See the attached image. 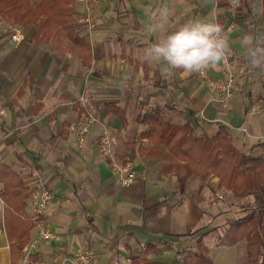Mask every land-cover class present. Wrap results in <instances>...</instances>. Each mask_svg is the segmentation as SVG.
<instances>
[{
  "label": "crops",
  "instance_id": "1",
  "mask_svg": "<svg viewBox=\"0 0 264 264\" xmlns=\"http://www.w3.org/2000/svg\"><path fill=\"white\" fill-rule=\"evenodd\" d=\"M72 6L74 13L84 10ZM212 8L211 0H101L94 28L77 27L88 46L82 56L70 42L44 41L41 33L34 39L32 26L21 27L24 40L16 42L14 27L0 18V264H21L16 259L23 251L12 254L11 246L26 223L32 225L35 176L52 195V239L38 250L46 264H71L68 259L86 250L104 264H132L146 247L154 248L147 258L160 264H183V257L204 254L203 248L212 264H247L245 242L225 240L243 216L232 217L216 202L215 195L230 193L219 187L220 179L186 172L181 189L175 173L160 174L165 147L156 160L140 155L149 143L136 118L145 112L159 111L173 124L189 122L198 137L211 138L224 126L243 152L264 132L247 115L245 93L225 106L197 73L174 69L165 75L166 65L141 59L177 26L194 19L212 23ZM232 22L222 17L219 24L229 33ZM157 25L162 30L154 31ZM229 37L234 71L233 57H244V51ZM206 70L211 79L225 78L223 60ZM87 108L97 122L80 146L68 127ZM104 128L118 140L116 156L134 164L137 180L129 188L119 187L109 160L99 154ZM249 199L238 200L245 205ZM34 235L32 226L28 243Z\"/></svg>",
  "mask_w": 264,
  "mask_h": 264
},
{
  "label": "trees",
  "instance_id": "2",
  "mask_svg": "<svg viewBox=\"0 0 264 264\" xmlns=\"http://www.w3.org/2000/svg\"><path fill=\"white\" fill-rule=\"evenodd\" d=\"M259 1L264 4V0ZM73 2L41 0L35 4L32 0H0V18L14 28L34 27V39L41 33L44 41L70 42L78 47L82 56L88 52V46L77 29L82 25L75 24ZM261 48L264 52V25ZM136 122L145 127L141 138L149 143L146 148H140V155L156 160L161 157V148L165 147L168 153L163 157L160 174L175 173L181 189L189 175L186 172H189L204 181L210 176L219 178V187L237 198L261 193L264 156H253L238 149L226 127L220 126L211 138L198 137L189 122L173 124L159 111L140 113ZM29 224L26 223L24 234L12 244V254L13 250L22 253L28 243L27 235L33 226ZM227 236L233 244L245 242L247 264H264V201L237 219L229 227ZM153 251V247H146L133 258L132 264H160L147 258ZM16 260H21V257ZM183 264H212V260L205 253L183 257Z\"/></svg>",
  "mask_w": 264,
  "mask_h": 264
},
{
  "label": "built area",
  "instance_id": "3",
  "mask_svg": "<svg viewBox=\"0 0 264 264\" xmlns=\"http://www.w3.org/2000/svg\"><path fill=\"white\" fill-rule=\"evenodd\" d=\"M74 2L84 8L82 12L74 13L75 24L85 26L89 30H92L95 26L94 12L101 0H74ZM221 29L225 36L228 30ZM12 40L16 42L24 40L20 28H14ZM223 61L225 66L224 79H211L207 70H204L202 73H197V75L207 86L216 90L220 94V102L223 105L229 106L236 94L242 91L244 84L232 70L228 55ZM78 102L85 105V96H81ZM258 107V105L252 106L251 111H256ZM96 122V116L87 108L81 118L69 125V133L75 136L80 146H83L87 140L88 134L91 132ZM242 131L246 132L247 130L243 128ZM118 145L117 138L110 130L104 128L99 140V154L103 159L109 160L117 184L120 188L125 189L131 187L136 182L137 175L134 164L130 159L123 161L116 156ZM51 197V192L43 182L42 178L40 176H35L32 180V194L30 201L32 209L31 222L33 229L35 230V235L30 239L29 243L23 250L21 264H46L45 260L38 255V250L42 243L52 239V232L49 225ZM219 198L222 197L219 196ZM34 257L35 259H33ZM68 262L71 264H104L97 259L94 252L91 250L79 252L73 258L68 259Z\"/></svg>",
  "mask_w": 264,
  "mask_h": 264
},
{
  "label": "rangeland",
  "instance_id": "4",
  "mask_svg": "<svg viewBox=\"0 0 264 264\" xmlns=\"http://www.w3.org/2000/svg\"><path fill=\"white\" fill-rule=\"evenodd\" d=\"M211 1L213 2L212 23L219 24L222 17L230 18L233 21V28L231 32L226 33L225 35L229 42V47L232 40L229 36L234 35V38L238 40L239 46L241 47L240 51H244V57L239 58L235 56L232 61L234 62V71H236V76L242 80L244 84V90L242 89L243 92L241 91L236 94V96H241L244 93L247 95L249 99V105L247 107L249 110L247 109V115L261 122L264 127V52L261 49L264 25V4L259 0H246V2H243L242 0ZM220 26L222 28L225 25ZM17 28L20 27L17 26ZM248 50L251 51L249 56L247 53ZM229 54L230 51L228 55ZM249 69H251V71H248ZM252 86L254 87L252 88ZM254 105H258L259 107L256 111H251V107ZM244 129L247 130V128ZM242 132L248 134V130L246 132ZM256 136L257 138L253 139L254 142L258 140V144L262 143L261 141L264 140V132H258ZM258 144H255L251 148L244 147V149L247 150L246 153L253 156L263 157L264 143L262 146H259ZM219 196L222 198H219ZM249 196L250 199L246 201L245 205H242L238 200L240 198L235 197L231 192H223V194L219 193V195H215L216 202L221 203L220 205L222 208L228 209L232 217H238L241 213L242 215L240 216H244L246 213L254 209L255 206L264 201V186H262V190L259 195L249 194ZM225 240L226 242L232 243L227 234ZM202 253H207V250L203 248Z\"/></svg>",
  "mask_w": 264,
  "mask_h": 264
},
{
  "label": "clouds",
  "instance_id": "5",
  "mask_svg": "<svg viewBox=\"0 0 264 264\" xmlns=\"http://www.w3.org/2000/svg\"><path fill=\"white\" fill-rule=\"evenodd\" d=\"M162 28L157 25L154 31ZM229 50V42L219 24L194 19L158 38L144 51L141 59L166 65L165 75H171L174 69L186 74L202 73L218 65Z\"/></svg>",
  "mask_w": 264,
  "mask_h": 264
}]
</instances>
